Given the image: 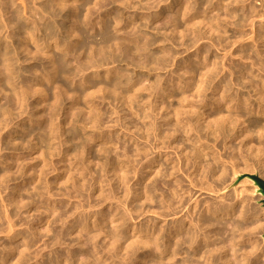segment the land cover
<instances>
[{
    "label": "bare ground",
    "instance_id": "obj_1",
    "mask_svg": "<svg viewBox=\"0 0 264 264\" xmlns=\"http://www.w3.org/2000/svg\"><path fill=\"white\" fill-rule=\"evenodd\" d=\"M70 1L71 0H45L43 2V4L40 5L41 6L40 8L42 9L43 13L45 12V14H47V15L49 14L50 17L54 18V20L52 19L53 21L52 20L49 21V19H50L49 18L43 24L42 23L40 24V22L42 21V18L43 17L46 18L45 17L46 15L45 16L42 15L43 17H41V16H40L41 18L39 17L41 19L40 22H37V21L35 22L36 23L35 29L36 30L38 29L39 31L43 30L44 33H42V34H45V37L48 38V40L49 39L52 40L51 42H49L48 45H52V46L55 45V47L57 49L63 50L66 53L65 55L63 54L64 56H60V57L58 56L59 58L56 57V59L54 58V61L51 60L52 62H54V66L57 65L56 71L54 72V75H56L57 73H60V74L62 73L65 76L67 75V77L68 76L70 77V75H74V74L76 75V73L79 74L80 72L86 70L89 67H91V68H93L95 66L101 67V66H104L105 64L110 63V62H117L119 59H121V58H119V56L120 57L124 56L127 61H128V59H132L133 61H135L139 58L140 59L139 61H143V62H141V65L138 64V66H143V67H147L148 65L151 66L152 64L163 65V64H165V62L167 64H169V60L171 58L176 57V55H175L176 52L172 51L174 49H170V48L163 46V48H162L163 49L162 50L163 55L161 54V56L155 55L152 53L148 54V53H145V51L149 50L151 48V46L156 45V44L162 46V43L167 41V38L163 39L162 38L163 36H161L162 30L167 28L166 27L167 23H171L172 25L175 26L176 31H178V29L181 26H183L182 22H180L181 21L180 19H182L185 23L186 27H184V29H186V31H190L193 34V38H194L193 45H195L197 43V41L204 36L202 30H199V26H201V25L204 28H206L207 32H209V33L211 32L212 34H215L216 32H219L220 38L218 41L220 44L223 43L222 42L223 39H221L222 29H225V31H227L226 28H223L224 26H223L222 21L220 20L221 18H220L219 14H218V17H216V18H208L206 15L203 14L202 11H199L197 9L198 6L193 7L192 5H189V3L191 2L190 0H177L176 5H175V3L169 4V6L171 8L173 7V5H175V8H177L174 11V13L171 14V17H169L170 13L168 14L167 10H165L163 7H160L161 9L157 12L155 11V13H151L150 11L146 12L143 10L144 15L142 16V20L145 21L144 22L145 24L144 25H143V23H141V24L138 23L137 25L135 24L134 28H132V31H130V32L124 31V29H123V28L129 29V27H130L129 24L122 25V22H123L126 14L123 11H121V9H120V12L118 10V12H117L118 14L117 13L115 15L112 14L114 16H113V18H111L112 20H114L116 22V24L112 25V23H110L111 20L109 22H107L109 19L108 20L106 19L107 21L102 23V32L100 31L101 34H100V32L96 33L97 36H98V34L101 35V38H100L101 41L99 42L100 39L97 41V37H95V35H93L94 33H91V30H90V28H92L93 25L95 24L94 23L95 20L93 21V15H92L93 12H92V14H90V12L89 13L87 12V14H85L86 12H85L84 8H86V6L88 4V2H86L87 0H85V1L83 0L84 3L82 0H74L75 2L76 1L77 2L82 1L81 3H83V4H80V5H78V4L74 5L73 4V6H72L73 9L64 13L65 9H67V8H65L66 5ZM112 1L121 2L120 0H112ZM163 1H165V0H148L146 2V4H147V7L149 9H152L155 6H159V4ZM208 1H210V0H208ZM217 1L219 3L223 2V0H217ZM235 1H236V3L240 2L239 0H235ZM54 2L59 7V10L55 7L56 5L54 6ZM122 2H123V0H122ZM139 2H141V1H139ZM205 2H207V0H203L200 2L197 1L199 6H200V4H203ZM132 3H133V1L127 0L128 5H132ZM135 3H136V1H135ZM140 4H142V3H139V5ZM102 6H103V4H102ZM133 6H135V5H133ZM83 10L85 13L83 12ZM237 12L238 11H235V12L234 11L233 12L227 11V13H226L227 15L226 14L225 15L226 16H229V14L232 15L231 13H233V14L236 13L235 15H232V16L239 15V18L237 16V18H238L237 22H235V21H234L235 23L233 22L234 24H236L235 28H237V29H241V26L244 24L243 22L250 21L252 24V27H253V32L256 33V35L255 36L252 35L251 38H253L256 41L257 36L259 35V33L261 31L259 33H257V29L255 30L254 20H255V17H259V18L264 19V12H257L256 10H253V9L251 12H249V13L246 12L247 14L244 13L243 15L237 14ZM58 17L62 18V22L59 19H57ZM167 17H168V20L166 19ZM229 17H231V16H229ZM165 19L167 20L166 22H164ZM152 22L156 23V26H155L156 31L154 32V34L152 36H150L146 32L145 27L147 28V26ZM20 23L22 24V22H20ZM99 23H100V21H99ZM261 23H262V21H261ZM21 24L20 25L17 24L20 28L19 30L21 32H26L27 34H29L30 35L29 38L36 43L38 41V39L35 35L36 31H33L34 27L28 26L26 24H24V26H23V24L22 25ZM114 25H116V28L118 30H121L120 32H122V29L124 32L121 33V35L114 34L117 32L116 31L113 33L114 29H112V27ZM197 25H199V26H197ZM87 27H89V30ZM262 27H263V31L261 32L260 36H262L261 39L263 38L262 40L264 43V23H263ZM100 29L101 28H99V30ZM180 29H182V28H180ZM184 31H181V32H184ZM240 31H242V30H240ZM240 34H241V32H240ZM186 35L187 34H185V33L182 34L183 37H185ZM236 38H239V37H236ZM74 44H78L80 46V48H81L80 53L81 54L79 53L78 50H75L76 51L75 52L72 49V45H74ZM48 45H46V50L49 52L50 51L49 49L51 46H48ZM6 46H7V44H6ZM4 50H5V48H4ZM1 52H3V51H1ZM11 53L12 52H8V51L0 53V54H2L0 56L1 57L3 56L5 58L4 61L1 63H4V66L9 73L8 75H10V77L8 76V82L7 83L14 84L17 87L18 83H16L15 79L13 80L12 77H14L15 74L19 75V73L17 74L18 69H16V67H15V62H14L15 55H13L14 53H12V54ZM85 53H88L87 59H85L86 57L83 58L86 55ZM149 53H150V51H149ZM82 54H84V55H82ZM201 54H202V52H200L198 55L201 56ZM244 54H247V53H244ZM263 55H264V53H262L261 51H258L257 55H255V56L249 55L250 57H248V58H250V60L252 59L251 60L252 66L250 65L252 70L254 69V67L256 65H261L258 68L260 73L257 74L255 71L253 72L254 77H260L262 70H264V56ZM245 56L246 55H241L240 58L245 60ZM51 58L53 59V57H51ZM72 59L77 61L75 63H78L76 73H73L67 69V67L69 66L68 63H70V61ZM207 59L208 58H206L205 60H207ZM139 61H137V62H139ZM259 63H261V64H259ZM236 65H238V67H239V68H237L238 69L237 71H239L240 74H239V77H237V83L236 84L239 87H238V91L235 93V95L232 96V93L230 92L229 81H226L227 79H225L223 81V79H222V81L224 83L221 82L222 83L221 84L219 82L221 89L219 90L218 93H216V94L214 93L213 100L211 101L210 98H208V97H201L200 104L199 103L195 104L193 100H189L191 95H189L187 92L189 90H191V88L193 86H195V84H196L197 96H201V95L206 96L205 92L207 91V89L214 87L213 82H214L215 78L217 76H219V73L221 72V70L219 69V66L217 65V61H214V62H211V60L208 61V63L206 64L207 69H205V71L201 72V76H200L198 83H195V82H194V84L191 83L192 75L196 72V69L193 67H192L193 68L192 70H188V71L186 70L185 71L184 74L190 73V75L188 77L183 78L178 74L179 76L177 75V77L173 80V83H174V85L175 84L179 85V88H180L179 91L183 95L182 99L185 103L183 102V104H181L180 107H178L177 111H175L174 113L168 112L165 116L163 115V113L162 114L160 113L159 108L161 106H162V108L165 106L166 109L169 107V104L166 105V99H165V97L163 98V93H161L162 90H163V92L166 90V87L163 86L162 83H160L161 78L159 80H157L156 84L152 85V91L158 100L160 98H162L164 100H162V102L160 104L161 106L159 104H157V101H156V103H154V100H153V102L151 101L150 106H148L151 108V112L150 113H149V111L143 112L145 114V115H143V119H144V121H146V123L144 124L143 127H142V125L141 126L139 125L140 126L139 129H142V130L144 129L143 132L148 133L146 136H148V135L151 136V134H153L154 137L156 138V144H154L155 146H153V149L156 150L157 154L155 155V157L148 159V161L146 160L147 161L146 163L144 161L145 164L142 165V171H143L142 173L143 174H145L144 172H146V169L149 168V172H147V175H143L144 179H146V180L151 179L152 174H154V173L156 174L152 183L149 185H143V186L138 187V188H136V187L133 188V187L129 186L128 185V182H129L128 175L131 171V168L134 167L131 163L133 160L132 161H130V159H128V161L122 160V161H124L122 163V165L117 166V167H115V169H113V170H115V175L117 178V183H118L117 187L111 188V190L108 192L105 189V184H104L105 180H103V179L98 180L96 177H93L94 178L93 185H95L96 191L100 190V194L98 193L99 197L104 201H108V200L111 201V199H109L110 196L116 195L115 193L123 185V188L125 187L124 188V191H125L124 192V201L120 200L121 203L119 205L113 207V210L110 213L105 212L103 209H101L99 211V213H97V214H95V213L93 214L91 212L85 213L83 211H79L80 206H76V205H75L76 207H74V209L76 211L73 210V207L68 208V209L64 208L63 210L62 209L60 210V207L58 205L57 206L51 205L50 207H47L46 208L47 217L45 219L41 220V222L38 224V226H36V224L34 222H31V224H30V228H33V231H31L29 233L28 238L31 241L29 240L30 242L28 244H26L23 249H21V247H19L20 245L17 247L15 244V245H10L9 247H7L9 249H6L7 251L3 252V255H1V257L3 256V260L5 261L4 264H28V262L31 260L32 255H31V253H26V250L30 249V243L31 242L36 243V241L40 240V238H39L40 234L49 236V240H51L50 243H52L54 245H58V250L55 251L54 255H50L47 258H44L43 253H41L40 255L35 253L33 255L34 257L40 256V258L43 259V260L42 259L37 260V262H41V264H264V244L262 245L261 242H259L257 239H254L252 236H249L248 238L246 237V233H247L246 230H250L249 233L253 234L252 230L254 229V231H256L255 228H258L261 224L259 225L258 222L255 221V219H252L253 212H247L249 210V208L251 209V207H248V209H247L244 205L245 199L242 196V194L244 192H246V191H244L245 189L242 188L244 183H242V182H241V184L238 183L240 185H237V186H234L233 182L228 183L229 178H230L229 174H231L232 171H233L232 176H234V178H236V177L238 178L241 174V171L243 169L245 171V169H246L245 167L243 168V166H242V168L240 167L241 166L240 161H242V162L244 161L245 164L248 162V160L246 159L247 154L245 155V153L243 152L244 146L247 147L250 151H252L251 152L252 155H255L254 151H257V150L253 149L255 147L252 145V143L254 141L253 134H252L253 130L259 131L260 132L259 134L261 137L264 135V121L263 120L261 122L258 121L256 123H254L255 121H253L252 125L255 126L257 129H255V128L253 129V126L250 127L251 122H250V124L242 125L243 127H239V126H241V124L246 123V121H245V119H243V117L247 114L251 115L254 113L255 116L258 114V115H263V117H264V79L261 78L262 83L256 82L255 78L247 79L248 77L246 75V72L250 70L249 69L250 67H248V64H246L245 62L244 63L240 62ZM46 66H47V64H46ZM0 67H1V65H0ZM2 67H3V65H2ZM2 67H1V69H2ZM149 67H147V68H149ZM44 68H45V66H44ZM104 68H105V66H104ZM47 69L46 70L43 69V70L47 71ZM190 69H191V67H190ZM53 70H51V71H53ZM4 71H2V73ZM229 71H230L231 75L235 74V72H236V71L232 70L231 68L229 69ZM111 73H113V72H111ZM111 73H109V74H111ZM121 74H125V73H122V71H121ZM45 75H46V73H45ZM50 75H52V74H50ZM64 75H62V76H64ZM75 75H74V77H75ZM4 76H7V72H6V75H4ZM60 76H58V78ZM50 77H52V76H50ZM50 77H48L49 80H51ZM44 78H42V80ZM119 78L121 79V76ZM120 79H119V81L117 80L114 83V87L124 88L126 86L125 82L128 80V78L124 82L125 86L122 85L123 80L121 79L122 80L121 81ZM137 79L133 80V78H132L130 80V78H129L128 82H126V83H128V86L124 88L125 90H128L126 92H129V90H132V89L135 90L134 93L133 94L131 93V95H130L132 101H129L130 103H128V106H132L134 101L137 100L135 98H137V97L139 98L138 95H140V92H142L140 90L147 89V91H148V89H149L148 86L147 87L142 86V85L137 86L138 84L142 83V81H143V80L141 81V80H137ZM75 80H76V78H75ZM59 82H61V81H59ZM83 83H86V85L88 83H91L89 85H94V82H92V80H91V82H90V80L89 81L83 80ZM153 83H155V82H153ZM149 84H151V83H149ZM19 85L20 84H18V88L21 87V91H19V89L16 87L15 88L18 90L15 89L16 92L13 91V93L15 92L16 95L19 97V98H16V100L20 99V101L23 102L22 104L28 103L29 99L27 101V98H29L28 97L29 96V94H28L29 90H28V88L27 89L25 88L24 83L20 87H19ZM30 85H31V83H30ZM248 85H249V87H251L253 89V91H255V95L257 96V99H255V102L251 100L250 96H245V95H242V93H241V90L247 88ZM76 87H78V86H76ZM114 87L112 88L113 91H114ZM37 88H39V87H37ZM101 89H103L102 86H101ZM216 89H219V88H216ZM40 90L42 92V96H46L45 89L42 88ZM115 90H116V88H115ZM221 90H222V92H221ZM65 91H66V89H65ZM78 91H80V90H78ZM96 91H94V92H96ZM90 92H89V94H91ZM127 94L129 95V93H127ZM142 94H141V97L143 98ZM172 95H174V90L169 93V96H172ZM15 96H14V99H15ZM86 96H88V95H86ZM88 97H90V95ZM91 97H92V95H91ZM56 99H58V98H56ZM84 99H86V97ZM127 100H128V98H127ZM91 101L88 100L87 103L90 104ZM145 102L147 103L146 100L144 101V103ZM148 103H149V100H148ZM159 103H160V101H159ZM124 104H126V103H124ZM208 105H214V107H215L214 113H208L207 111L202 110L203 107H206ZM6 106H7V104H6ZM91 106H93V105H91ZM2 108H3V106L1 107V109ZM72 109H74V107H72ZM225 109H226V111L229 112L228 114H225L223 112V110H225ZM183 110H185V112H187V113H189V112L195 113V114H197V116H190L191 118L184 119L181 116ZM232 110L235 111V113H233ZM2 111L5 114H11L13 110L11 109V107L9 108V106H8ZM100 111H102V109ZM93 112H94V110H93ZM103 112H104V110H103ZM96 113H98V111ZM159 113L161 114L160 115V119H161L160 123H158ZM77 114H78V112H77ZM140 115L142 117V114H140ZM42 116H43V114H42ZM71 116L73 117L72 114H71ZM92 116H93L92 114H91V117H89V118L87 116V118L89 119V123H90L89 126H88V122H85V121H82V122L80 121V122L85 125V126L83 125L85 128L86 127L92 128V127H96V126H98L100 128V126H99L100 124L98 125L99 119L97 120V117L95 116V114H94L95 118ZM52 117H53L52 119L54 120V116H52ZM151 117L152 118L154 117L155 120H152ZM77 118H79V116ZM4 119H6V118H4ZM39 119H40L39 121L44 123L43 120H41V118H39ZM48 119L52 120L51 118H48ZM156 119H158V120L156 121ZM82 120H83V118H82ZM250 120H251V118H250ZM2 121L3 120H0V125L8 126L7 120H6L7 122L5 124ZM72 121H75V120H72ZM100 121H103V120H100ZM47 122H48V120H47ZM47 122H45V123H47ZM54 122H56V121H54ZM162 122H163V124H162ZM45 123H44V125H45ZM49 123H50V121H49ZM76 123H77V121H76ZM44 125H43V127H44ZM49 125L52 126V121H51V124H49ZM56 125H58V124H56ZM165 125H167L168 127L166 129H163L164 128L163 126H165ZM50 126H49V128H50ZM47 127H48V125H47ZM58 127L55 126V128H58ZM49 128H47V129H49ZM53 128L51 130H53ZM73 128L75 129L74 126H73ZM44 129H45V127H44ZM59 130H60L59 128L57 130H54L53 135L54 136H60L61 134L58 133ZM82 130H84V128H82ZM142 130H141V132H142ZM32 131H34V130H32ZM46 132H47V130H46ZM96 132H98V130ZM42 133H44V132H42ZM74 133L72 135H74ZM79 133H80V131H79ZM49 134L50 133L48 132V135ZM75 135H76V133H75ZM40 136H42V135H40ZM43 136H45V135L43 134ZM99 136H100V134H99ZM211 136L213 137L215 142L219 141L218 143H220L223 146V148L227 147L230 149L232 147L233 148L235 147L234 143L232 141L236 140V139L237 140L240 139L241 144H240L239 148H240V150H243L241 153H243L246 158L241 153H240L241 154L240 157L238 155H236V153H237L236 151L238 148L236 150L234 148L236 153L233 150L234 153H232V155H231V159L233 161V163H232L233 164V170L230 171L231 173H229V169H228L229 167H227V165L225 164L226 161H224V159H223V157H224L223 153L221 154L220 151L216 148V146L219 147V144L218 143L216 145H215V143L212 145L210 144L209 138ZM46 137H47V134H46ZM46 137H43V138L46 139ZM72 137H74V136H72ZM47 139H49V137ZM78 139H80V138L78 137ZM149 140H150V138H149ZM43 141H45V140H43ZM186 141H188V145L186 147H182L180 150L177 149L179 147V144H177L178 142L185 144ZM82 143H83V141H82ZM81 146L83 147L82 144H81ZM81 146H79V147H81ZM137 146H138L137 150L133 151V153L135 152L136 155H140L141 153L145 152L144 149L146 146L141 147L140 144ZM174 147L176 149H174ZM236 147H238V146H236ZM259 147H261V146L259 145ZM32 149H35V148L32 147ZM170 149H174L173 153H175V155H172V153L170 152ZM79 151H82V150H80V148H79ZM151 151L153 152V150H151ZM162 151H163L162 155L166 156L167 165L164 166L162 169L159 166V168H160L159 169L157 164H161V162L159 163V154H160V152L162 153ZM122 152H124V151H122ZM125 152L130 153L129 150H127ZM258 153H260V154H258ZM52 154H54V152ZM67 154H69V153L67 152ZM147 154H149V153H147ZM256 154L261 155V158L263 156L262 161H264V147L258 148V151ZM121 155H123V154H121ZM221 155H223V157ZM132 156H129V157H132ZM141 156H142V154H141ZM124 157H126V156H124ZM118 159H119V155H118ZM109 160H111V159H109ZM248 163H249V165L247 164L248 166H247L246 170H248V168L250 169V162H248ZM115 164H116V161H115ZM117 165H119V164H117ZM135 165H136V163H135ZM162 165H164V164H161V166ZM263 165H264V163H263ZM28 169H29L28 166H24L21 169V171L23 170V173H24V172H27ZM8 171L10 172L11 170H8ZM80 171H82V170H80ZM14 174H15V172H14ZM41 175H42V173L39 174V173L34 172L33 176H32V181H36L38 179V177L41 178L42 177ZM158 175H160V176H158ZM58 176L59 177H57L56 182L58 184L61 182L63 185H65V187H67V184L70 181L72 182L74 187H77L79 184L78 179L82 177V176H80L77 179L75 177L76 175L74 176V171L70 172V170H67L65 168H64L63 172L61 173V175H58ZM107 180H109L108 182H110V179H107ZM90 181L91 180H89V182ZM49 182H47V187H48L47 192L51 191V190H49V188H50ZM84 185H86V183L83 184V186ZM89 187H91V186H89ZM40 189L36 188L35 190H40ZM231 189H233V190H231ZM257 189L260 190V186L257 185ZM23 190H25V189L21 188L19 190L17 189L16 191H14V194L9 199V203L4 202L5 207L8 208V205H10V206H14L13 208H18V209H20L22 207L23 208L24 207L29 208V203L24 201L25 198L23 197V193H22ZM40 191H42V190H40ZM40 191H37V192H38V194L41 195L43 192H40ZM201 191L213 192L214 194L216 193V194H218V198L216 196L217 200L216 199L213 200L214 197L211 200L200 199V197L202 195L198 194V192H201ZM45 192L46 191H44V193ZM158 193H159V195L157 196ZM50 194H52V193L50 192ZM133 196H136V198H137V196H140L141 199H143L145 202L150 201L151 204L155 202V206L158 207V208L155 207L156 208L155 212L158 214L157 219L149 220V218H148V220L146 219L145 221H143V220H140L139 222L134 221L137 218V217L136 218L134 217V214H137V216L139 217L142 213L150 211L151 208L146 209V206H144V204L137 206V207L131 206L130 203H131V199ZM43 197L44 196H42L41 200H43ZM208 199H210V198H208ZM31 200H29V202ZM49 200H50V198H49ZM36 201H38V200H36ZM30 204H32V202ZM88 204L90 206H93L92 203H88ZM66 207H67V205H66ZM39 209H41V208L39 207L38 210ZM6 211H7V209H6ZM256 211L254 210L255 213H256ZM13 212H14V210H13ZM10 213H12V211ZM17 213L18 212H16V214ZM13 214H15V212ZM54 214H56V215L54 216L53 220H51V216ZM6 215H8V213H6ZM3 217H2V214H0V219L3 220L4 219ZM68 217H72V220L69 221L67 219ZM7 220H8L7 221L8 222V231H9V233L11 232L10 237L13 239L17 238L20 235L21 231H18L15 228V226L17 225L16 219L10 214L7 216ZM51 221L53 224L61 221V228L55 229L54 227H52L53 225L51 224ZM41 223H43V224H41ZM257 224L259 225L258 227H256ZM109 227H110V229H109ZM0 229H3V227L1 226ZM131 231L136 232V233L132 236L131 239H128L125 235L128 232L131 233ZM9 233H8V235H9ZM74 233H77V238L73 239V243H70L71 241L70 242L68 241L69 237L72 236ZM27 236H28V234H27ZM75 245H78V247L75 248L74 247ZM59 247H61V248L59 249ZM4 248H6V247H4ZM142 248H145L146 251H144ZM14 254L16 257H17V254H19V256L16 260L14 259V261H13V259H11V256Z\"/></svg>",
    "mask_w": 264,
    "mask_h": 264
},
{
    "label": "rangeland",
    "instance_id": "obj_2",
    "mask_svg": "<svg viewBox=\"0 0 264 264\" xmlns=\"http://www.w3.org/2000/svg\"><path fill=\"white\" fill-rule=\"evenodd\" d=\"M44 1L45 0H0V53H3L5 51L14 53L13 55H15V58H14L15 67H16V69H18L17 74L19 73V75L15 74V76L12 78H13V80L15 79L16 83L20 84L19 87L24 83L25 88L26 89L28 88V90H29L28 91L29 92L28 93L29 98H27V101L29 99L28 103L22 104L23 102L20 101V99H17L18 101L16 100V98H19V97L16 95L15 92L18 89H19V91H21V87L18 88V84L16 87V85H14V84L7 83L8 82V76L10 77V75H8L9 73L6 70L4 63H1L4 61L5 58L3 56L2 57L0 56V58H1L0 59V65H1V67L3 65L2 69L0 67V118H1L0 120H3L2 122H4V124L8 121L7 122L8 126L0 125V214H2V217L4 216L3 220L0 219V223H1L0 227L1 226L3 227V229H0V252L2 251L0 253V263L1 264L5 263V261L3 260V256L1 257V255H3V252L7 251L6 249H9L7 247H9L10 245L16 244L17 247L20 245L19 247H21V249H23L24 246L31 241L28 238L29 233L31 231H33V228H30V224H31V222H34L36 224V226H38V224L41 222V220H43L47 217V212H46L47 207H50L51 205L52 206L58 205L60 207V210L61 209L63 210L64 208L68 209L71 207H73V210H75L74 207L80 206L79 211H83L85 213L91 212L93 214L94 213L97 214V213H99V211L101 209H103L107 213H110L113 210V207H115L121 203L120 200L124 201V192H125L124 188L125 187L123 188V185L115 193L116 195L110 196L109 199H111V201L110 200H108V201L102 200L99 197L100 190L96 191L95 185H93V183H94L93 177H96L98 180L103 179L106 181V182L104 181V184H105V189L108 192L111 190V188L117 187V185H118L117 178L115 175V170H113V169H115V167H117V166L122 165V163L124 162L122 160H125V161L126 160L128 161V159H130V161L133 160L131 163L134 167L131 168V171L128 175V179H129L128 185L129 186H131L133 188L134 187L138 188V187H141L143 185H149L152 183L156 174L155 173L152 174V176L154 175L153 177L151 176L152 180L151 179H147V180L144 179L143 175H147V172H149V168L146 169V172H144L145 174H143L142 173L143 172L142 171V165L145 164L148 161V159L155 157V155L157 154L156 150L153 149V146H155L154 144H156V138L154 137L153 134H151V136L150 135L146 136L148 133H144L143 132L144 129L142 130L139 128L141 125L143 127L144 124L146 123V121H144V119H143V115H145L143 112H145V111H149V113L151 112V108L148 107V106H150V102L151 101L153 102V100H154V103H156V101H157V104L160 105L162 100H164L162 98H160L158 100L152 91V85L153 84L155 85L157 80H159L161 78L160 83H162L163 86L166 87V90L164 92L162 90L161 93H163V98L165 97L166 105L169 104V107L166 109L165 106L162 108V106L160 105L161 107L159 108L160 113L161 114L163 113V115L165 116L168 112L174 113L175 111H177L178 107H180V105L183 104V102H184L182 99L183 95L179 91L180 90L179 85L178 84L174 85V83H173V80L177 77V75L179 74L183 78L188 77L190 75V73L184 74L185 71L186 70L187 71L192 70L193 68H195L196 72L192 75L191 83H193V84H194V82L198 83L200 76H201V72L205 71V69H207L206 64L210 60H211V62L217 61V65L219 66V69L221 70V72L219 73V76H217L215 78V80L213 82L214 87L207 89V91L205 92L206 96H204V95L197 96L196 84H195V86H193L191 88V90H189L187 92L189 95H191L189 100H193L195 104H198V103L200 104L201 97H208L212 101L213 97H214V93L216 94L219 92V90L221 89L220 83L223 82L225 79H227L226 81H229L230 92L232 93V96H234L235 93L238 91L239 86L236 83H237V77H239V74H240V72L237 71L238 70L237 68H239V67L236 64H238L240 62L241 63L245 62L246 64H248V67H250L249 68L250 70L246 72V75L248 77L247 79L255 78L256 79L255 81L260 82V83H262L261 78L264 79V70H262L260 77H254L253 76L254 71L257 74L260 73L258 68L261 65H256L254 67V69L252 70L251 69V66H252L251 60L252 59L250 60V58H248V57H250L249 55H252V56L257 55L258 51H261L262 53H264V43L262 40L263 38L261 39L262 36H260L261 32L263 31L262 25L264 23V21H263L264 19L259 18V17H255L254 28H255V30L257 29V33H259L261 31L259 33V35L257 36V39L255 41L253 38H251V36L252 35L255 36L256 33L253 32V27H252V24L250 21L243 22L244 24L241 26V29H237V28H235L236 24H234V23L237 22L239 15H237L238 18H237V16H232V15H235L236 13H234V14L231 13L232 15L229 14V16H231V17L226 16L227 11H230V12L238 11L237 14H240V15H243L244 13L247 14V13L251 12L252 9L256 10L257 12H264V0H239L240 2H237V3L235 0H223V2H221V3H219L217 0H210V1L207 0V2L200 4V6L197 3V1L200 2L203 0H190L191 2L189 3V5H192L193 7L198 6L197 9L199 11H202L203 14L206 15L208 18H216V17H218V14L220 15V18H221L220 20L222 21L223 26H224L223 28L227 29V31H225V29H222V31H221V34H222L221 39H223L222 40L223 43L220 44L218 41L220 38L219 32L212 34L211 32L210 33L207 32V29L204 28L202 25L201 26L197 25V26H199V30H202L204 36L202 38H200L195 45H193V41H194L193 34L190 31H186V29H184V27H186L185 23L182 19H180L181 20L180 22H182V25H183L180 27L182 29L179 28L178 31H176L174 25H172L171 23H167V26H166L167 28L162 30V33H161L162 35L160 34L161 36H163L162 37L163 39L167 38V41L162 43V46L156 44V45L151 46V48L149 50L145 51V53H148V54L152 53V54L161 56V54L163 53L162 52L163 46L170 48V49H174L172 51H175L177 54L175 53L176 57L171 58L169 60V64H167L166 62L163 65L152 64L151 66L148 65L147 67H149V66L150 67L147 68V67H143V66H138V64L141 65V62H143V61H139L140 60L139 58L135 61H133L132 59H128V61H127L124 56L120 57L118 55L119 58H121V59H119L117 62H110V63L105 64L104 65L105 68H104V66H101V67L95 66L93 68L89 67L86 70L77 74L76 70H77L78 63H75L77 61L72 59L70 61V63H68L69 66L67 67V69L73 73H76V75L74 74L75 77H74V75H70V77L68 76L69 78L67 77V75L65 76L62 73L61 74L57 73L56 75H54V72L56 71L57 65L54 66V62L51 61V60L54 61V58L56 59V57H58V56L59 57L64 56L66 54L65 51L57 49L55 47V45H53V46L48 45L49 42H51L52 40L51 39L48 40V38L45 37V34H42V33H44L43 30L39 31L37 29L38 30L37 31L35 29V25H36L35 22L36 21L40 22V20H41L40 18L45 16V15H46L45 16L46 18L43 17L40 24L41 23L43 24L49 18H50L49 21H51L52 19L54 20V18L50 17L49 14H48L49 15L48 16L47 14H45V12L43 13L42 9L40 8L41 7L40 5H42ZM73 1L74 0H71L66 5L65 8H67V9H65L64 13L72 10L73 4L74 5H76V4L80 5V4H83L85 0L84 1L82 0L83 3H81L82 1H79V2H77V1L73 2ZM120 1L121 2H119V1L116 2V1H112V0H107V1L106 0H89V1L87 0L86 1V2H88L89 5L87 4L86 8H84L86 13L84 12V10H83V12L85 14H87V12L88 13L90 12V14H92V12H93V14H92L93 15V21L95 20L94 23L96 25L94 24L92 27L93 29L90 28V30H91V33H94L93 35H95V37H97V41L101 38L100 34L102 32V23L109 19L107 22H109L111 20L110 23H112V25L116 24V22L114 20H112L111 18H113V16L118 12V10L120 12V9H121V11H123L126 14V15L124 14L125 18L122 22V25H125V24L130 25L129 29H125V28H123V29H124V31H129V32L132 31V28H134L135 24L136 25L138 23L139 24L143 23V25L145 24L144 23L145 21L142 20V16L144 15L143 10L146 12L150 11L151 13H155V11L157 12L161 9L160 7H163L165 10H167L168 14L170 13L169 17H171V14H173L174 11L177 9V8H175L177 0H165V1L161 2L159 4V6H155L152 9H149L147 7L146 2L148 0L147 1L146 0H135L136 3L134 0H131V1H133L132 5H128L129 3L127 4V0H123V2H122V0H120ZM139 1H141V2H139ZM139 3H142V4L139 5ZM174 3H175V5H173V7L171 8L169 6V4H174ZM102 4H103V6H102ZM55 5L56 4L54 2V6ZM133 5H135V6H133ZM55 7L59 10V7L57 5ZM112 14H114V15H112ZM57 19H59L62 22V18L58 17ZM166 19L168 20V17ZM166 19L164 20V22L167 21ZM99 21H100V23H99ZM261 21H262V23H261ZM20 22H22L23 26H24V24H26L28 26L34 27L35 30L33 28L32 29H33V31H36L35 35L38 39V41H37L38 43L37 42L35 43L33 40H31L29 38V36H30L29 34H27L26 32H21L19 30L20 28L18 25L21 24ZM155 26H156V23L152 22L147 26V28L145 27L146 32L150 36H152L154 34V32L156 31ZM89 27H87L88 30H89ZM99 28H101V29L99 30ZM112 29H114L113 33L117 31L116 33H114L116 35H121V33L124 32L123 29H122V32H120L121 30H118L116 28V25H114L112 27ZM240 30H242V31H240ZM181 31H184V32H181ZM99 32H100V34H98V36H97L96 33H99ZM240 32H241V34H240ZM184 33L187 34L185 37L182 36V34H184ZM236 37H239L240 39L236 38ZM100 41H101V39L99 40V42ZM6 44H7V46H6ZM46 45L51 46L49 49L50 50L49 52L46 50ZM4 48H5V50H4ZM72 49L74 51L78 50L79 53L81 52V48L78 44L72 45ZM1 51H3V52H1ZM149 51H150V53H149ZM200 52H202L201 56L198 55ZM244 53H247V54H244ZM85 54L86 55L83 58L86 57L85 59H87L88 53H85ZM0 55H2V54H0ZM82 55H84V54H82ZM241 55H246L245 56L246 61L240 58ZM51 57H53V59ZM206 58H208V59L205 60ZM137 61H139V62H137ZM131 62L132 63L134 62V63L132 64ZM46 64H47V66H46ZM259 64H261V63H259ZM44 66H45V68H44ZM190 67H191V69H190ZM40 68L41 69L43 68L44 70H46L48 68L49 70L47 69V71H44L43 69L41 70ZM230 68L232 70L236 71L235 74L231 75V73L229 71ZM51 70H53V71H51ZM2 71H4V72L2 73ZM121 71H122V73H125V74H121ZM6 72H7V76H4V75H6ZM111 72H113V73H111ZM45 73H46V75H45ZM109 73H111V74H109ZM50 74H52V75H50ZM62 75H64V76H62ZM50 76H52V77H50ZM58 76H60V77L58 78ZM120 76H121V79L123 80L122 85L125 86V84H126L125 87L128 86V83H126V82H128L129 78H130V80L132 78H133V80L134 79L136 80L139 77L137 80H141V81L143 80V81H142V83L138 84L137 86L142 85V86H146V87L148 86V88H149L148 91H147V89L140 90L142 92H140V95H138V96L141 100L138 97L135 98L137 100L134 101L135 104L133 103L134 105L132 104V106H128V103H130L129 101H132L130 95H131V93L133 94L135 90L132 89V90H129V92H126L128 90H125L124 89L125 87L124 88L114 87V83L117 80L119 81ZM48 77H50L51 80H49ZM42 78H44V79L42 80ZM75 78H76V80H75ZM127 78H128V80H127ZM222 79H223V81H222ZM83 80H87V81L90 80V82L92 80V82H94V85H89L91 83H88L86 85V83H83ZM125 80H127V81L125 82ZM59 81H61V82H59ZM124 82H125V84H124ZM153 82H155V83H153ZM30 83H31V85H30ZM149 83H151V84H149ZM76 86H78V87H76ZM101 86L103 89H101ZM15 87L18 89H16ZM37 87H39V88H37ZM41 87L45 89L46 92L45 91L44 92L46 93V96H42V92L40 90V89H42ZM113 87H114V91L112 89ZM115 88H116V90H115ZM216 88H219V89H216ZM65 89H66V91H65ZM78 90H80V91H78ZM93 90L94 91L97 90V91L94 92ZM173 90H174V95L169 96V93L172 92ZM13 91H15V92L13 93ZM89 92L91 94H89ZM221 92H222V90H221ZM127 93H129V95ZM241 93H242V95L250 96L251 100L254 102H255V99H257V96L255 95V91H253V89L251 87H249V85L247 88L242 89ZM141 94L143 95V98L141 97ZM86 95H88V96L90 95V97H88ZM91 95H92V97H91ZM14 96H15V99H14ZM85 97H86V99H84ZM56 98H58V99H56ZM127 98H128V100H127ZM88 100H90V101L92 100L90 104L87 103ZM143 100L144 101L146 100L147 103L145 102L146 103L145 104ZM148 100H149V103H148ZM159 101H160V103H159ZM124 103H126V104H124ZM6 104H7V106H6ZM91 105H93V106H91ZM2 106H3V108L1 109ZM8 106H9V108L11 107V109L13 110L11 114H5L2 111ZM72 107H74V109H72ZM101 109H102V111H100ZM93 110H94V112H93ZM103 110H104V112H103ZM202 110H205L208 113H214L215 107H214V105H208L206 107H203ZM97 111H98V113H96ZM77 112H78V114L79 113L80 114L78 115ZM223 112L225 114L229 113L228 111H226V109L223 110ZM160 113L158 115L159 120L156 119V121L158 120V123H160V121H161V119H160L161 114ZM233 113H235V111H233ZM42 114H43V116H42ZM71 114L73 115V117L71 116ZM91 114L93 115L92 117L95 118V116H96L97 120L99 119L98 125L100 124L99 125L100 128L98 126L92 127V128L91 127L85 128L84 127L85 125L81 123L82 121L88 122V126H89L90 123H89L88 118L91 117ZM94 114H95V116H94ZM140 114H142V117ZM257 115L255 116L254 113L251 115H249V114L245 115L243 117V119H245L246 123L241 124V126H239V127H243L242 125L250 124V122H251L250 127H252L253 121H255L254 123H256L258 121L261 122L262 120L264 121L263 115H258V116ZM52 116H54V120L52 119L53 118ZM78 116H79V118H77ZM87 116H88V118H87ZM181 116L184 119H187V118H191L190 116H197V114L192 113V112L187 113V112H185V110H183ZM47 117L51 118L52 120L48 119ZM4 118H6V119H4ZM39 118H41V120H43L44 123L47 122V120H48V122H47L48 124L45 123V125H46L45 126L44 123L39 121L40 120ZM82 118H83V120H82ZM250 118H251V120H250ZM72 120H75V121H72ZM100 120H103V121H100ZM152 120H155V118L153 117ZM49 121H50V123H49ZM51 121H52V126L49 125V124H51ZM54 121H56V122H54ZM76 121H77V123H76ZM42 124L44 125L45 129H44ZM56 124H58V125H56ZM162 124H163V122H162ZM47 125H48V127H47ZM49 126H50V128H49ZM55 126L56 127L59 126L58 128L60 130L58 131V133L61 134L60 136H54L53 135V131L58 129V128H55ZM73 126L75 127V129L73 128ZM163 127H162L163 129H166L168 126L165 125ZM47 128H49V129H47ZM52 128H53V130H51ZM82 128H84V130H82ZM254 128L257 129L255 126H253V129ZM32 130H34V131H32ZM46 130H47V132H46ZM97 130H98V132H96ZM141 130H142V132H141ZM79 131L81 134L79 133ZM42 132H44V133H42ZM48 132L50 133L49 135H48ZM74 132L76 133V135ZM73 133H74V135H72ZM259 133L260 132L257 130H253V133H252L253 138H254L252 145L255 147L253 149L257 150V151H258V148L264 147V135L261 137ZM43 134L45 136H43ZM46 134H47V137H46ZM99 134H100V136H99ZM40 135H42V136H40ZM72 136H74V137H72ZM43 137H46V139L49 137V139L46 140ZM78 137L80 139H78ZM149 138H150V140H149ZM43 140H45V141H43ZM82 141H83V143H82ZM209 141H210L211 145L214 143L216 145L219 142V141L215 142V140L213 139L212 136L209 138ZM232 142L234 143L235 150L238 148L236 151L237 153L235 152L233 147L231 149L227 148V147L223 148V146L220 143H218L219 147L216 146V148L220 151V153L221 154L223 153V155H224V157H223V155H221V156L223 157L224 161H226L225 164L227 165V167H229L228 168L229 173H231L230 171L233 170V164H232L233 161L231 159L232 153L235 152L236 155H238L239 157L241 154H243V153H241L243 150H240V148H239L240 144H241L240 139L233 140ZM81 144L83 145V147L81 146ZM139 144L141 147L146 146L145 149L148 147L146 150L144 149V151L146 153L145 152L141 153L142 156H141V154L136 155L135 152L133 153V151L137 150V147H138L137 145H139ZM177 144H179V147L177 149L180 150L182 147H186L188 145V141H186L185 144H182L179 142ZM259 145L261 147H259ZM79 146H81V147H79ZM236 146H238V147H236ZM32 147H34L35 149H32ZM79 148H80V150H82V151L84 150V151L83 152L79 151ZM174 149H176V148L174 147ZM174 149H170V152L172 153V155H175V153H173ZM243 149H244L243 152L245 153V155L247 154L246 155L247 158L245 157L244 154H243V156L248 160V162H250V169L248 168V170H246L247 166L249 165L248 162L245 164L244 161L243 162L240 161V163H241L240 167L242 168V166H243V168L244 167L246 168L245 171H244V169L243 170L241 169L242 170L241 174H240L241 179L238 180L239 177L234 178V176H232L233 175V171H232V173L229 174L230 178H229L228 183L233 182L234 186L240 185L241 182L244 183V185L242 184L243 185L242 188H244L245 189L244 191H246L242 194V196L245 199L244 205L247 209H248V207H251V209L253 211L249 208L250 211L248 210L247 212H253L252 216L254 218L251 216L252 219H255V221H257L259 225L261 224L260 226L257 224L256 227H258V226L259 227L255 228L256 231H254V229L252 230L253 234L249 233L250 230H246V232H247L246 237L248 238L249 236H252L254 239H257L263 245L264 244V203H263L264 195L261 194L260 190L257 189V185H256L255 181H253L252 178L249 176L250 174H256L259 177H261L262 179H264V165H263L264 161H262L263 156L261 158V155H257L256 154L257 151H254L256 156L252 155L251 154L252 151H250L245 146ZM127 150H129L130 153H126L125 151H127ZM149 150L150 151L153 150V152L152 151L150 152ZM233 150H234V152H233ZM122 151H124L125 153ZM53 152H54V154H52ZM67 152L69 154H67ZM147 153H149V154H147ZM121 154H123V155H121ZM162 154H163V151H162V153L160 152V154H159V163L161 162V164H164V165L161 166V164H157L158 168L160 166L161 169L167 165L166 156H163ZM258 154H260V153H258ZM118 155H119L120 160L118 159ZM128 155L129 156L133 155V156L129 157ZM124 156H126V157H124ZM109 159H111V160H109ZM115 161H116V164H115ZM144 161H145V163H144ZM135 163H136V165H135ZM117 164H119V165H117ZM24 166H28L29 169L27 172L23 173V170L21 171V169ZM64 168L67 170H70V172L74 171V176L76 175L75 177L77 179L80 176H82L81 178L78 179L79 184L77 187H74L71 181L68 182V184H67L68 188L65 187V185H63L61 182L59 184L56 182L57 177H59L58 175H61ZM8 170H11V171L9 172ZM80 170H82V171H80ZM14 172H15V174H14ZM34 172L39 173V174L42 173V175H41L42 177L41 178L38 177V179L36 181H32V176H33ZM158 176H160V175H158ZM107 179H110V182H108L109 180H107ZM89 180H91V181L89 182ZM47 182H49V184H50L49 190H51L50 192L52 194H50V192H47L48 191ZM85 183H86V185L83 186V184H85ZM238 183H240V184H238ZM89 186H91V187H89ZM21 188L25 189L22 191V193H23V197L25 198L24 201L29 203V208H26V207L23 208L22 207V208L18 209V208H13L14 206H10V205H8V208L5 207V203H9V199L14 194V191H16L17 189L19 190ZM36 188L37 189L41 188L40 190H42V191L35 190ZM43 190L46 192L44 193ZM231 190H233V189H231ZM37 191L43 192L44 194L42 193L40 195V194H38ZM201 192H198V194L202 195L201 196L202 198L200 197V199L211 200L214 197L213 200L214 199L217 200V198H218V194H216V193L214 194L213 192H204V191H201ZM158 195H159V193L157 194V196ZM42 196H44L43 200H41ZM216 196H217V198H216ZM48 197L50 198V200ZM208 198H210V199H208ZM35 199L38 201H36ZM29 200H31V201L29 202ZM31 202H32V204H30ZM88 203H92L93 206H90ZM142 204H144V206H146V209L151 208V210L148 212L142 213L139 217L137 216V214H134V217L135 218L137 217L134 221H136V222H139L140 220L145 221L146 219L148 220V218H149V220L157 219L158 214L155 212V210L158 207L155 206V202L152 203L153 204L152 205L150 203V201L145 202L143 199H141L140 196H137V198H136V196L132 197L131 203H130L131 206L137 207V206H140ZM66 205H67V207H66ZM37 207L38 208L40 207L41 209L38 210ZM6 209H7V211H6ZM13 210H14L15 214H13L14 213ZM254 210L255 211L257 210L256 213L254 212ZM11 211H12V213H10ZM16 212H18V213L16 214ZM6 213H8V215L11 214L17 221V225L15 226V228L18 231H21L20 235L17 238L13 239L10 237L11 232L9 233V231H8V222H7L8 221L7 220L8 215H6ZM55 215L56 214L51 216V220H53ZM67 219L70 221V220H72V217H68ZM41 224H43V223H41ZM51 224L53 225L52 227H54L55 229L61 228V221L58 223H54V224L51 221ZM109 229H110V227H109ZM254 232L255 233L257 232V233L255 234ZM8 233H9V235H8ZM135 233L136 232L131 231V233L128 232L125 236L128 239H131ZM27 234H28V236H27ZM39 238H40V240L36 241V243L31 242L30 243V249L26 250V253H31V255H32L31 260L28 262V264H41V262H37V260L42 259V258H40V256L34 257L33 255L35 253H37L38 255L43 253L44 258H47L50 255H54L55 251L58 250V245H54V244L50 243L51 240H49V236L40 234ZM76 238H77V233H74L72 236L69 237L68 241L69 242L71 241L70 243H73V239H76ZM4 247H6V248H4ZM74 247L77 248L78 245H75ZM60 248L61 247H59V249ZM142 249L144 251H146L145 248H142ZM18 256H19V254H17V257L14 254L11 256V259H13V261H14V259L16 260L18 258Z\"/></svg>",
    "mask_w": 264,
    "mask_h": 264
},
{
    "label": "water",
    "instance_id": "obj_3",
    "mask_svg": "<svg viewBox=\"0 0 264 264\" xmlns=\"http://www.w3.org/2000/svg\"><path fill=\"white\" fill-rule=\"evenodd\" d=\"M249 176L255 181V183H256L258 186H260V192H261V194L264 195V179H262L261 177H259V176L256 175V174H250ZM240 179H241V178H240V176H239L238 180H240ZM263 203H264V200H263Z\"/></svg>",
    "mask_w": 264,
    "mask_h": 264
}]
</instances>
